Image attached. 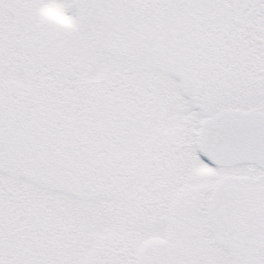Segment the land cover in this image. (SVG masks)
<instances>
[{
  "label": "snow or ice",
  "instance_id": "obj_1",
  "mask_svg": "<svg viewBox=\"0 0 264 264\" xmlns=\"http://www.w3.org/2000/svg\"><path fill=\"white\" fill-rule=\"evenodd\" d=\"M0 0V264H264V0Z\"/></svg>",
  "mask_w": 264,
  "mask_h": 264
},
{
  "label": "clouds",
  "instance_id": "obj_2",
  "mask_svg": "<svg viewBox=\"0 0 264 264\" xmlns=\"http://www.w3.org/2000/svg\"><path fill=\"white\" fill-rule=\"evenodd\" d=\"M45 5L44 13L54 22L60 24L63 27H73L75 25V19L71 16L64 15L60 9L55 7L59 0H43Z\"/></svg>",
  "mask_w": 264,
  "mask_h": 264
}]
</instances>
